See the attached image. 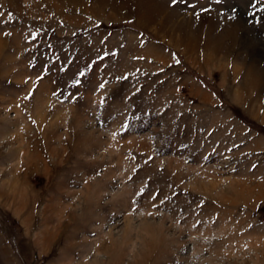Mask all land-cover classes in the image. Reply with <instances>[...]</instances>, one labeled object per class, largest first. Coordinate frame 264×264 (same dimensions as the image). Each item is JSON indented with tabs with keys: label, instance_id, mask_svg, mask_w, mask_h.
<instances>
[{
	"label": "rangeland",
	"instance_id": "374dc122",
	"mask_svg": "<svg viewBox=\"0 0 264 264\" xmlns=\"http://www.w3.org/2000/svg\"><path fill=\"white\" fill-rule=\"evenodd\" d=\"M0 264H264V0H0Z\"/></svg>",
	"mask_w": 264,
	"mask_h": 264
},
{
	"label": "snow or ice",
	"instance_id": "6c2138e0",
	"mask_svg": "<svg viewBox=\"0 0 264 264\" xmlns=\"http://www.w3.org/2000/svg\"><path fill=\"white\" fill-rule=\"evenodd\" d=\"M176 2V0H173V3H175ZM81 75H83L82 73H81ZM76 83H79V81H76ZM101 87H103V85H101Z\"/></svg>",
	"mask_w": 264,
	"mask_h": 264
}]
</instances>
